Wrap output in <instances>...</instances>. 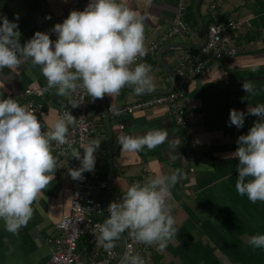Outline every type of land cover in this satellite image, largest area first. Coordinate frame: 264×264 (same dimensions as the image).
<instances>
[{"label":"crops","instance_id":"0c3cea01","mask_svg":"<svg viewBox=\"0 0 264 264\" xmlns=\"http://www.w3.org/2000/svg\"><path fill=\"white\" fill-rule=\"evenodd\" d=\"M211 1L216 2L215 15L220 20L230 17L244 20V26L235 34L239 51L229 65L221 61L207 64L190 84L186 96L180 101L186 111V124H176L162 107L110 115L113 178L106 210L111 202L122 198L131 182L143 184L155 174L182 170V177L171 189L170 198L171 214L179 231L165 248L160 249L156 244L145 264H264V248L248 244L252 235L264 234V202L253 203L247 195L238 193L235 185L239 160L231 157L238 147V137L247 134L259 117L248 114L242 128L229 126L231 109L247 112L250 105L264 103V0H203L200 14L206 28L212 19L207 10ZM90 2L0 0V15L14 20L15 14L19 13L22 44L36 31L49 32L50 38L55 40L57 34L51 31L54 25L62 23L72 10H84ZM119 2L143 17L145 46L148 49L150 42H156L171 27L178 0ZM186 20L188 31L167 39L160 47L166 44L197 45L201 42L198 24L195 27L189 19V9ZM157 51L147 53L138 63L152 66L150 75L155 87L151 90L168 89L171 78L159 63ZM183 51L172 48L164 51L162 58L174 70L176 60ZM244 81L254 84L255 95L247 94L242 88ZM46 88L47 80L40 67L30 62L15 70L6 67L0 71V90L4 91V96H17L26 89L35 91L34 99L43 105L45 125L50 129L58 118L60 107L71 102L74 92L70 97H64L57 95L55 88ZM104 97L109 111L141 98L125 88L118 94ZM96 100L97 106L101 107L99 98ZM102 118L96 120L98 132L89 140L101 143L95 154V168L90 174L96 181L108 183V132ZM156 128L168 131L169 140L164 144L151 150L145 147L137 152L122 149V135L140 136ZM71 158L72 154L67 159L56 157V169L52 173L54 179L34 202L32 218L18 233L9 232L0 219V264L45 262L49 256L48 239L54 234V223L69 212L71 182L61 174V170L65 160ZM104 192L98 195L102 199ZM78 247L82 253L90 249L84 237Z\"/></svg>","mask_w":264,"mask_h":264},{"label":"clouds","instance_id":"9594fccd","mask_svg":"<svg viewBox=\"0 0 264 264\" xmlns=\"http://www.w3.org/2000/svg\"><path fill=\"white\" fill-rule=\"evenodd\" d=\"M15 17L9 20L0 15V71L6 67L15 70L30 62L39 66L46 78L45 90L55 88L56 94L64 97L77 89L95 99L118 94L125 86H135L137 94L155 87L150 75L152 66L135 63L148 53L143 17L119 0H91L84 10H72L51 30L57 34L55 40L49 32L36 31L22 44L19 13ZM242 88L247 94H256L251 81H244ZM79 104L73 102L71 106ZM248 114L259 119L247 134L238 137V147L231 153L239 160L235 187L253 203L264 202V103L250 105L247 112L231 109L229 126L242 128ZM76 123V116L66 111L48 131H43L33 111L11 96L5 98L0 90V219L9 232L18 233L32 218L34 202L54 179L52 142L70 143L69 126ZM168 140V131L156 128L140 136L122 135L120 144L125 151L137 152L145 147L154 149ZM100 144L93 140L82 145L83 155L79 149L73 151L81 161V167L70 171L74 179L94 170ZM181 177L182 170L175 169L128 186L120 200L108 205L110 215L99 225L97 242L111 249L114 241L129 231L138 242L165 248L179 231L171 214L170 198L171 189ZM248 244L264 248V234L252 235ZM124 264H145V260L139 254H129Z\"/></svg>","mask_w":264,"mask_h":264},{"label":"built area","instance_id":"2783aa9c","mask_svg":"<svg viewBox=\"0 0 264 264\" xmlns=\"http://www.w3.org/2000/svg\"><path fill=\"white\" fill-rule=\"evenodd\" d=\"M189 4L190 0H178L171 27L160 35L156 42H150L148 53L154 54L167 39L188 31L186 14ZM215 7V1L209 2L207 6L212 19L206 28V43L198 50L183 51L177 58L174 67L177 82L174 89L167 94L145 96L132 104L114 107L109 111V115L119 116L162 107L176 124H186V111L180 101L186 96L190 84L207 64L221 61L229 65L239 51L235 34L244 26V20L239 17L220 20L215 15ZM140 58L135 63H138ZM35 94L34 90L26 89L20 95L11 97L33 111L42 124V130L48 131L43 116V105L35 101ZM73 102L80 104L72 108ZM66 111H71L76 116L77 123L69 126L67 135L70 143L59 144L53 141L52 151L56 157L64 159L72 154L71 159L65 160L61 170V174L71 182L70 208L67 214L54 223V234L48 239L49 256L43 264H124L129 254H139L146 262L156 244L138 242L129 231H125L124 250L117 261L119 238L114 241L115 246L111 249H105L97 242L100 235L99 225L105 222V219L102 220V196L98 195L103 194L107 182L96 181L90 171H85L81 178L74 179L70 171L81 167V161L73 156V151L79 149L83 155L81 146L87 145L91 137L97 134L96 120L103 116V111L97 106L96 98L93 99L83 89H77L71 102L60 107L57 119ZM133 183L137 182H131ZM82 237L86 238L90 245V249L84 250V253L80 252L78 247Z\"/></svg>","mask_w":264,"mask_h":264},{"label":"water","instance_id":"95a60500","mask_svg":"<svg viewBox=\"0 0 264 264\" xmlns=\"http://www.w3.org/2000/svg\"><path fill=\"white\" fill-rule=\"evenodd\" d=\"M203 0H194L192 10L195 16V19L197 21L200 33H201V42L197 45H187V44H166L161 46L158 51H157V59L159 63L162 65V67L165 69V71L170 75L171 78V86L168 89H156V90H148L145 91L144 93L139 94L141 97L145 96H150V95H156V94H167L170 91H172L176 85L177 82V77L175 75V72L173 69H171L163 60L162 58V53L166 50L172 49V48H180L184 50H198L200 49L207 41V31L206 27L203 23V20L201 18L200 14V5ZM125 89L132 90L136 93L135 91V86H125ZM100 104H101V109L103 111V117L105 121V125L107 128L108 132V145H107V150H106V160H107V168H108V183L107 187L105 189L103 199H102V217L103 219H106L107 216L109 215L106 210L107 206V201H108V195L110 192V186L112 183V178H113V156H112V142H113V131H112V126L110 123V115H109V109L107 108V105L105 103V97L99 98ZM124 243H125V232L121 234L119 237V252H118V257L116 259L119 260L122 256L123 250H124Z\"/></svg>","mask_w":264,"mask_h":264},{"label":"trees","instance_id":"16d2710c","mask_svg":"<svg viewBox=\"0 0 264 264\" xmlns=\"http://www.w3.org/2000/svg\"><path fill=\"white\" fill-rule=\"evenodd\" d=\"M194 0L191 2L190 6H189V19L192 21V23L195 25V27H197V21L195 19L193 10H192V6H193ZM99 108L101 109V107L99 106ZM102 116H101V120H102Z\"/></svg>","mask_w":264,"mask_h":264}]
</instances>
